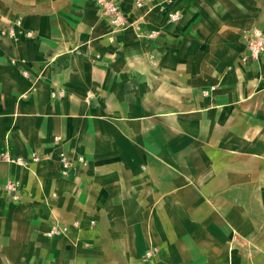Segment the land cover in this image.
<instances>
[{
	"label": "crops",
	"instance_id": "crops-1",
	"mask_svg": "<svg viewBox=\"0 0 264 264\" xmlns=\"http://www.w3.org/2000/svg\"><path fill=\"white\" fill-rule=\"evenodd\" d=\"M116 2L134 25L94 0H0V27L21 19L0 37V151L43 156L0 160V264H264V52L242 60L264 0H174L177 23ZM61 152L87 165L61 176ZM54 220L67 234L44 235Z\"/></svg>",
	"mask_w": 264,
	"mask_h": 264
},
{
	"label": "built area",
	"instance_id": "built-area-1",
	"mask_svg": "<svg viewBox=\"0 0 264 264\" xmlns=\"http://www.w3.org/2000/svg\"><path fill=\"white\" fill-rule=\"evenodd\" d=\"M98 7L101 16L106 18L109 23L113 26V30H122L131 25H134L133 21H130L122 12V9L116 0H94ZM133 5L136 9H145V12L150 11L154 8L165 10V22L166 23H177L181 19V12L174 6V0H133ZM21 25V19L17 18L14 22L7 26L0 27V37L9 36L17 37V28ZM135 28L137 26H134ZM23 35L31 37L33 34L30 30L23 31ZM160 35V30L148 29L144 36L147 38H157ZM110 40L112 38L110 37ZM246 50L247 53L242 56L244 62L252 59L257 60L264 52V34L261 30L255 28L249 31L246 38ZM23 76L29 77L27 70L22 71ZM36 79V78H34ZM35 80H33L34 82ZM31 89H34L31 86ZM204 94L207 91H203ZM51 96L55 98H63L64 90L59 88L51 92ZM55 140L58 137H54ZM43 159V156L37 152H31L28 156L12 155L8 150L0 151V160L7 163L15 164L17 166L31 169V165L38 163ZM87 165V160L83 155H77L70 157L67 154L61 152L58 154V170L61 176H69L72 173L83 169ZM3 192L8 200L19 202L26 195L28 191L19 183V181L8 178L2 185ZM94 220L89 221V225L92 226ZM72 226L78 227L79 221L74 220L71 223ZM69 230V224L60 223L54 220L50 223L48 229L44 232L47 237H53L58 235H65ZM157 252V247H153L146 252V256L154 255Z\"/></svg>",
	"mask_w": 264,
	"mask_h": 264
}]
</instances>
